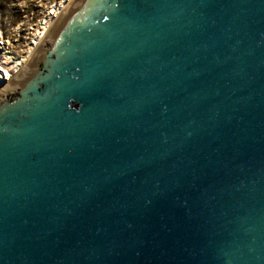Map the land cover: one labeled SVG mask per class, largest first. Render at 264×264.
Here are the masks:
<instances>
[{
    "label": "water",
    "instance_id": "1",
    "mask_svg": "<svg viewBox=\"0 0 264 264\" xmlns=\"http://www.w3.org/2000/svg\"><path fill=\"white\" fill-rule=\"evenodd\" d=\"M0 264H264V0H71L0 90Z\"/></svg>",
    "mask_w": 264,
    "mask_h": 264
},
{
    "label": "rangeland",
    "instance_id": "2",
    "mask_svg": "<svg viewBox=\"0 0 264 264\" xmlns=\"http://www.w3.org/2000/svg\"><path fill=\"white\" fill-rule=\"evenodd\" d=\"M61 0H0V63L2 53L16 59ZM3 51V52H2Z\"/></svg>",
    "mask_w": 264,
    "mask_h": 264
},
{
    "label": "bare ground",
    "instance_id": "3",
    "mask_svg": "<svg viewBox=\"0 0 264 264\" xmlns=\"http://www.w3.org/2000/svg\"><path fill=\"white\" fill-rule=\"evenodd\" d=\"M70 1L71 0H61L53 9H51V18L45 20L41 28L37 30V32L33 36L32 41H30L27 52H25L23 56L14 59L2 51L3 61L0 63V90L4 86H6L23 68V66L28 61L33 50L42 41L50 25L58 17L61 11L65 9V6L68 5Z\"/></svg>",
    "mask_w": 264,
    "mask_h": 264
}]
</instances>
